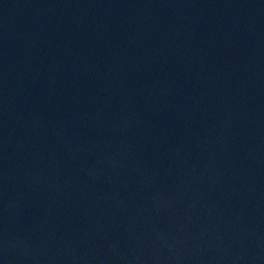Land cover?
Masks as SVG:
<instances>
[{
	"label": "water",
	"instance_id": "obj_1",
	"mask_svg": "<svg viewBox=\"0 0 264 264\" xmlns=\"http://www.w3.org/2000/svg\"><path fill=\"white\" fill-rule=\"evenodd\" d=\"M0 264H264V0H0Z\"/></svg>",
	"mask_w": 264,
	"mask_h": 264
}]
</instances>
